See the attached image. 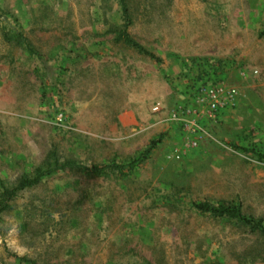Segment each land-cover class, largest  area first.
<instances>
[{
	"label": "rangeland",
	"instance_id": "1",
	"mask_svg": "<svg viewBox=\"0 0 264 264\" xmlns=\"http://www.w3.org/2000/svg\"><path fill=\"white\" fill-rule=\"evenodd\" d=\"M0 0V264H264V0ZM160 61L116 40L121 30ZM3 188L0 185V202Z\"/></svg>",
	"mask_w": 264,
	"mask_h": 264
},
{
	"label": "trees",
	"instance_id": "2",
	"mask_svg": "<svg viewBox=\"0 0 264 264\" xmlns=\"http://www.w3.org/2000/svg\"><path fill=\"white\" fill-rule=\"evenodd\" d=\"M120 5L122 7V10L124 14H127V8L124 0H119ZM116 40L122 42L123 44H126L133 49H136L137 51L147 55L148 57L154 59L155 61H160V58L155 56L153 53L147 51L143 46L138 44L136 41H134L127 31L121 30ZM155 141H152L151 145L140 155L139 157L132 159L128 163L125 164H117V163H108L100 166H92L90 168L84 167L83 165L76 163L74 161H58L55 160L53 162H50L43 166L42 168H39L33 177H23L21 178L18 183L11 187L7 188L3 185L2 182H0L1 187L3 188V191L1 193L2 195V201L0 202V215L3 211H5L8 206L9 202L17 195V192L30 188L34 185H36L41 178L44 176L50 175L57 171H71V170H90L93 173L98 172H104V171H116V170H123L126 168H132L136 163H139L143 157L149 152V149L153 147ZM261 157H264V154H260ZM196 211L202 214H209L212 217L215 218H223V217H229L232 219H235L237 222L247 226L251 232H258L261 235L264 236V225L262 223L261 219H256L253 216L245 215L242 211L240 206L236 205H225V204H210L209 202H199L194 203L192 205Z\"/></svg>",
	"mask_w": 264,
	"mask_h": 264
}]
</instances>
